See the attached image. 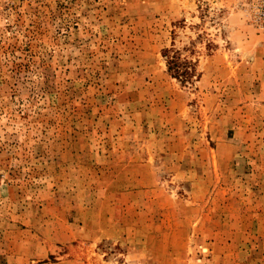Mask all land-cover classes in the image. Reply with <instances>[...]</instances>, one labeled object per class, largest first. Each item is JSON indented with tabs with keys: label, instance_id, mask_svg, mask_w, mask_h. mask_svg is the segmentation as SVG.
Wrapping results in <instances>:
<instances>
[{
	"label": "rangeland",
	"instance_id": "rangeland-1",
	"mask_svg": "<svg viewBox=\"0 0 264 264\" xmlns=\"http://www.w3.org/2000/svg\"><path fill=\"white\" fill-rule=\"evenodd\" d=\"M260 0H0V264H264Z\"/></svg>",
	"mask_w": 264,
	"mask_h": 264
},
{
	"label": "built area",
	"instance_id": "built-area-1",
	"mask_svg": "<svg viewBox=\"0 0 264 264\" xmlns=\"http://www.w3.org/2000/svg\"><path fill=\"white\" fill-rule=\"evenodd\" d=\"M259 19L263 20L264 23V0H260L259 9L257 11Z\"/></svg>",
	"mask_w": 264,
	"mask_h": 264
}]
</instances>
